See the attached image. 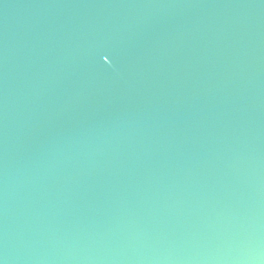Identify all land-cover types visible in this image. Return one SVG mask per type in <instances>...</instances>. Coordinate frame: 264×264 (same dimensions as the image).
Here are the masks:
<instances>
[{
	"label": "water",
	"instance_id": "95a60500",
	"mask_svg": "<svg viewBox=\"0 0 264 264\" xmlns=\"http://www.w3.org/2000/svg\"><path fill=\"white\" fill-rule=\"evenodd\" d=\"M0 264H264V0H0Z\"/></svg>",
	"mask_w": 264,
	"mask_h": 264
}]
</instances>
